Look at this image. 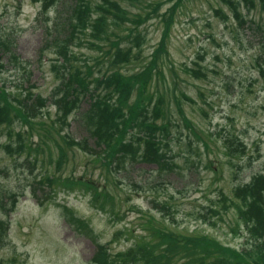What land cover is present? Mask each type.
I'll return each instance as SVG.
<instances>
[{
  "label": "trees",
  "instance_id": "16d2710c",
  "mask_svg": "<svg viewBox=\"0 0 264 264\" xmlns=\"http://www.w3.org/2000/svg\"><path fill=\"white\" fill-rule=\"evenodd\" d=\"M187 0H39L40 16L48 18L44 31L42 58H48L54 87L46 97L27 89L17 95L4 86L3 74L18 61L12 42L0 41V127L8 132L2 149L8 156L22 159L23 165L40 161L43 171L39 182L32 185H56L72 190L93 192L96 206L107 214H116L115 203L107 186L99 187L95 179L70 176L61 179L45 168L54 157H45L47 150H57L55 164L61 170L69 160V150L88 157V165L99 170V178L108 183L116 173L138 162L156 164L157 171H174L168 144L184 135L202 141L204 133L188 117L184 101L197 105L180 87L181 77L173 62L170 47L178 15ZM222 4L226 7V11ZM215 13L223 21L237 19L252 30L264 29V0H221ZM252 11L259 19L249 20ZM155 26L160 38L150 55L145 56L148 27ZM87 49L88 53H78ZM264 49V45L262 47ZM8 64H3V56ZM15 60V61H11ZM200 59H203L202 57ZM186 64L188 78L207 79V68L200 63ZM260 70L264 74L261 65ZM31 82V80L29 81ZM202 95L201 92H199ZM88 99V108L81 110ZM49 105L55 107L52 117ZM199 107V106H198ZM203 110V108L199 107ZM75 118L83 137L80 140L68 132L71 116ZM22 131H14L13 124ZM211 137L210 133H207ZM38 139L35 141L34 137ZM224 140L227 156L245 158L247 144L240 135L227 134ZM206 166V163H205ZM207 166L216 173L213 161ZM43 191L46 192L44 189ZM18 194L0 189V248L6 241L9 221L6 215L14 211ZM221 202H229L238 219L245 225L248 242L242 249L225 245L200 233L169 230L155 217L144 223L147 233L135 237L127 251L112 257L106 246H100L94 258L97 264H264V167L249 181L235 186L231 196L221 193ZM161 208H166L163 203ZM4 215V216H3ZM86 226L85 222L73 218Z\"/></svg>",
  "mask_w": 264,
  "mask_h": 264
},
{
  "label": "rangeland",
  "instance_id": "374dc122",
  "mask_svg": "<svg viewBox=\"0 0 264 264\" xmlns=\"http://www.w3.org/2000/svg\"><path fill=\"white\" fill-rule=\"evenodd\" d=\"M219 1L187 0L178 15L170 47L180 80L184 79L180 87L203 108L192 103L190 106L185 100L186 114L205 132L203 142L209 143L210 150L204 149L197 138H192L191 145L186 137L175 139L170 153L177 165L175 172L164 170L158 178L153 171L156 166H141L147 172L128 167L111 183L99 179V170L88 165V157L76 150L57 175L62 174L63 179L71 174L85 175L95 179L99 187L107 186L122 209L119 220V216L98 209L92 194L83 189L56 185L52 195L49 186L37 183V197L32 185L39 182L44 172L41 162L22 166V159L5 154L2 145L8 128L0 127V189L16 192L19 199L15 210L6 216L10 230L0 250V264H94L100 244L109 245L113 252L126 250L134 237L145 234V218L162 219V214L170 229L206 234L238 249L247 245L245 225L230 203L221 202L220 198L221 193L231 196L236 185L249 181L264 167V74L259 66L264 69V29L252 30L242 20L223 21L214 11ZM38 15L39 0H0V41L12 42L11 50L18 57L16 63L9 62L12 68L4 72L3 81L17 95L26 94L27 88L47 95L55 84L48 58L40 56L46 42V24ZM254 18L259 19L256 11H252L249 20ZM148 30L145 56L152 53L160 36L155 26ZM195 62L207 68V79H191L184 73V66H195ZM88 104L86 99L81 110ZM51 111L54 118L55 108ZM77 124L72 118L68 132L81 138ZM20 128V124H13L14 131H22ZM227 134L242 137L248 147L245 158L227 156L223 143ZM51 154L56 156L57 150H47L45 157ZM208 158L220 168L219 174L206 168ZM45 168L52 173L54 162ZM160 181L164 185L156 190ZM158 203H166V211H158ZM65 206L88 222V231L71 222ZM129 231L134 237L127 235Z\"/></svg>",
  "mask_w": 264,
  "mask_h": 264
}]
</instances>
